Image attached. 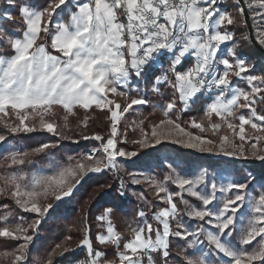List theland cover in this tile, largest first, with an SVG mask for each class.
<instances>
[{"label": "snow or ice", "instance_id": "1", "mask_svg": "<svg viewBox=\"0 0 264 264\" xmlns=\"http://www.w3.org/2000/svg\"><path fill=\"white\" fill-rule=\"evenodd\" d=\"M226 2L227 0H51L43 9L34 10L35 6L23 4L16 7L15 14L24 25L22 35L13 37L0 26V44L4 43L3 38L8 37L7 43L13 52L10 58L0 57V116H8L7 110H11V115L18 124L13 126L2 120L0 124L11 135L41 131L57 136L55 124L46 120L48 115L53 114V106H58L66 113L65 119L73 116L74 109L77 108L85 113L96 109L109 113L110 133L106 140L99 135L81 136L84 140L101 144L95 152L83 157L84 161L92 162L90 164L77 161L75 167L61 168L52 175L32 177L30 180H26L23 175L0 177V182L3 183L0 197L11 199L19 211L35 214L37 217L29 228H24L22 223L14 228H0V238L18 242L15 252L3 251V259L11 257L10 264H27L28 250L34 240V236L28 235V231L37 232L42 219L53 207L52 204L41 207L38 203L41 197L47 199L51 196L59 202L73 194L86 174L115 170L118 157L131 160L138 155L137 152H125L117 148V143L127 142L117 140V125L134 106H144L147 100L138 96L122 106L114 99L128 101L131 92L138 93L140 89L132 86L137 80H144L146 83L151 80V93L161 98L164 95L162 88L166 87L173 92L174 98L164 107L165 118L151 128V136L156 145L161 143V136L179 133L188 138L189 142L183 144L187 148L207 152L209 148L200 145L214 146L218 148L219 155L264 161V116L257 113V106L264 105V75H251L254 66L249 67L240 59L230 62L229 59L218 56L221 46L234 40L232 34H222L220 31L235 23L228 12L219 10L220 4ZM233 3L241 17L248 11L256 36L255 42L264 49V0H233ZM8 6H15L12 0H9ZM64 14L69 17L67 21H62ZM56 15H60L61 20H55ZM0 21L13 23L14 16L12 13L0 15ZM242 26L247 27V22ZM16 32H21V29L17 27ZM41 34L45 39L38 43ZM248 39L249 36H244L245 41ZM49 48L51 53L47 50ZM227 56H235L231 48L227 50ZM161 58L169 65L167 71L163 75L150 77L153 64ZM187 60H191L192 65L185 68L184 62ZM245 73L249 75H242ZM233 77L243 80L248 90L234 87L231 80ZM175 94H178V101ZM200 96L211 97V102L203 112L208 121L207 130L213 134L220 131V124L211 123V118L215 116L230 134L219 136L218 145H214L211 140L191 135L168 118L177 110V102L181 105L180 111L187 112ZM237 110H247L249 115H237ZM232 120H238L239 124ZM32 121L38 123H30ZM165 126L167 130H164ZM245 126L260 135H247ZM189 127L201 133L206 131L202 123L195 121ZM6 139V136L0 135V143ZM235 140L240 141L239 146L234 143ZM71 142L78 143L76 140ZM134 143L143 148L145 139L141 138ZM244 145L249 146L247 153ZM55 147L57 145L45 143L32 152L25 151L23 156L13 155L8 167L23 165L25 158L45 154ZM229 148L231 151H228ZM97 153H103V157L96 158ZM166 180L178 190L176 193L170 192L163 184L143 181L154 189L157 203L166 204L167 208H162L151 216L154 223H149L146 219L148 213L140 211L138 219L141 224L132 228L130 240L122 243L123 238L114 230L109 218L111 209H106L96 218L98 222L104 223L103 232L106 234L98 233L95 243L105 251L93 247L91 230L85 224L83 238L77 247L86 251V260L77 261V264H101L102 261L105 264H157V257L160 264H168L172 238L184 241L186 249L198 251L199 245L206 241L214 248L215 253L228 258L230 264H264V193L250 202V210L254 215L241 231L238 241L240 247L236 248L224 240L225 236L230 239L233 235L234 217L245 202L246 197L242 193L251 184L250 178L246 177L241 183L233 181L224 187L212 183L210 188L206 184L204 172H200L194 180L175 176L166 177ZM133 183L140 184L142 181L134 180ZM206 188L210 192L208 195L204 194ZM233 192L240 194L228 195ZM217 193H223L226 198L213 211L208 206L217 201ZM185 196L200 202L201 207L197 209ZM140 199L145 200V197L141 194ZM176 200L183 206V212L174 202ZM145 202L147 203L146 200ZM0 207L5 210L8 208L7 205ZM152 207L149 205V211H152ZM183 216L208 224L216 230V234L202 228L186 231L180 219ZM10 218L6 211L0 223L7 224ZM172 223L176 224L175 231L172 230ZM201 236L204 241H201ZM70 239L71 237L65 238L66 241ZM254 242L258 244V250L246 251V246L253 245ZM60 247L62 246L58 245L49 255L46 264H53L51 255L58 252ZM108 248L113 249L114 262L106 260ZM69 251L73 249L64 247L59 254ZM180 260L182 264H205L204 259L189 258L187 252L180 256Z\"/></svg>", "mask_w": 264, "mask_h": 264}, {"label": "trees", "instance_id": "2", "mask_svg": "<svg viewBox=\"0 0 264 264\" xmlns=\"http://www.w3.org/2000/svg\"><path fill=\"white\" fill-rule=\"evenodd\" d=\"M15 6L9 7V0H0V15H6L12 13L14 16V22L9 23L6 21H0V26L6 29L13 37L21 36L24 30L22 20L15 14L16 7L23 5L35 6L34 10L43 9L46 7L51 0H12ZM220 11L229 12L234 18L235 23L231 27L220 29L221 33L228 32L234 36V40L230 42V48L235 53L237 58L243 59L245 63L252 67L253 71L250 73L253 76L264 75V56L252 45L250 40H244V36H248L247 28L242 26L244 23L243 17L238 15L237 9L233 0H227L219 7ZM59 13L60 10H57ZM249 15V14H248ZM60 15H56V20ZM69 19L67 14H64L62 21ZM251 27L252 20L249 18ZM19 27L21 32L17 33L16 28ZM253 30V27H252ZM254 32V31H253ZM254 38L256 39L255 33ZM4 43L0 44V57L10 58L13 54L10 45H8V37L3 38ZM43 34L38 43L43 42ZM50 43V41H48ZM51 53V49H47ZM54 54V53H53ZM160 61L162 68L168 63H164V58ZM191 64V60L184 62L186 68ZM160 69H152L149 72V76H159ZM183 71V69H181ZM245 76L249 73L243 74ZM234 82L240 84L241 82L232 79ZM152 81L149 80L147 83L144 80H137V87L140 91L131 92L130 99L143 97L147 100V104L142 106L137 114H127L124 119L117 125L118 137L117 140H126V143H117L118 147L126 152L134 151L138 155L134 157L131 162H124V170L121 172H129L134 174H147L154 178L157 183L163 184L172 193H176L178 190L173 187L172 184L168 183L166 177L175 176L176 173H181L185 177L190 179H196L200 172L205 173V181L208 185L210 179L216 182L218 173L226 174L230 177V182L235 181L241 183L246 177L251 179L250 193L254 198H258L259 193H264V161L258 159L249 158L246 162H243L242 166H238L235 162L225 161L223 159H212L210 156H201L198 152H193L189 148L183 146H176L167 142H161L159 145H154L149 148H142L138 141L142 134L147 133L150 129L163 121L165 118L163 115L165 104L173 99L171 95V89L162 88L161 91L164 93L163 98L158 95L151 93L150 86ZM116 99L117 103L122 106L125 104V100L120 98ZM207 102V98L200 96L199 99L191 106V110L187 112H179V102H177L176 108L169 115L168 118L177 122L182 128L186 129L190 133H196L200 137H207L212 141H218L219 136L229 134L228 129L218 118L213 116L211 118L212 124H220V131L213 134L208 129V121L203 116V104ZM8 116H0V120L5 123H10L13 126L18 124V121L11 115V110H7ZM241 113H249L247 110H240ZM52 113L46 117L48 122H53L57 129V136L49 133L37 131L31 134H17L11 135L0 124V135H4L7 139L0 143V177L3 176H20L23 175L26 180H30L34 175L37 177L52 175L55 171L65 167H75L77 161L86 162L83 160L84 152L89 147L85 145H91V148H96L100 142L92 140H84L81 138L82 135H99L105 140L109 137L110 126H109V115L105 112H101L96 109L90 110L85 113L83 110L74 109V115L68 116L66 119V113L63 112L58 106H53ZM257 113L264 116V105L257 106ZM178 118V119H177ZM86 121V126H85ZM133 121H137V127L133 129ZM192 121L202 123L206 131L201 133L197 129L189 127ZM30 123H38V121H32ZM70 139V141H68ZM72 140L78 141V143H72ZM50 143L57 145V147L48 150L45 154L29 156L25 158V163L19 166L8 167L11 164V157L23 156L25 151L32 152L37 147ZM67 147V151L62 153V147ZM216 155V152H213ZM63 156V157H62ZM65 156L67 157L65 159ZM97 158V157H96ZM113 172L102 171L99 173L87 174L80 180L79 185L76 186L73 194L67 198L62 199L59 202L53 203L52 209L42 219V223L39 226L37 232L33 233L31 230L28 235L34 236V240L28 250L27 264H46L49 255L57 249L58 245H61L59 251L51 255L53 264H77V261L86 260V251L78 248L77 245L83 238V231L85 224L90 228V236L93 242V247L100 251L105 249L100 248L95 243V236L100 231L97 224V217L101 216L106 209H111L110 220L117 233L123 238L124 241H128L132 238V228L140 226V220L138 219V211H144L148 213L146 219L149 223H154L151 220V216L158 212L162 208H167L166 204L157 203L155 196L146 191L142 185L137 184L131 186L130 183H126V179L122 177L121 183L125 185V188H130L134 196L130 195H119V191L115 190L117 182L113 178ZM123 176H125L123 174ZM257 183L259 187L253 186ZM3 187V183L0 182V188ZM202 188L204 186H201ZM247 191V190H246ZM119 192V193H118ZM207 192V188L204 193ZM246 193V192H245ZM245 193H242L243 195ZM141 194L145 197V200L140 199ZM192 205H195L197 209L201 207L200 202L194 198L186 197ZM181 212L184 211L179 201H174ZM216 203V202H215ZM214 205H209V208H215ZM7 205V210L0 207V221H2L4 215L9 214L11 218L7 221V224L0 223V228L5 226L14 228L17 224L22 223L24 228L28 226V217H34L37 219L35 214L23 213L19 211L11 199L0 197V206ZM149 205H152V211H149ZM241 210L235 215V226L233 228V235L229 239L227 236V242L231 245L239 248L238 241L240 239L241 231L244 227H237V215L242 213L245 209L243 205L240 206ZM254 215V214H253ZM22 218V219H18ZM182 223L188 228H193V231L204 229L207 227L203 222L192 221L186 216L180 218ZM28 223V224H27ZM175 223H172V230L175 231ZM155 226V225H154ZM71 229V231H70ZM66 237H71L70 241H66ZM201 241H204L201 236ZM259 239V238H258ZM16 243L9 242L0 238V264H10L11 257L7 260L2 258L4 250L15 252ZM121 243V251H122ZM67 247L73 249L60 255L63 252V248ZM199 247L207 252L210 256L213 264H219L216 258L215 250L204 241ZM258 250V244L256 242L253 245L246 246V251ZM108 255L107 261H115V256L112 248L106 249ZM188 253L189 258L195 259V253L193 249H186L185 242L176 238L170 240V258L168 264H182L180 256ZM105 262L102 261L101 264ZM157 264H160L159 257H157Z\"/></svg>", "mask_w": 264, "mask_h": 264}, {"label": "rangeland", "instance_id": "3", "mask_svg": "<svg viewBox=\"0 0 264 264\" xmlns=\"http://www.w3.org/2000/svg\"><path fill=\"white\" fill-rule=\"evenodd\" d=\"M222 4L223 3H221L220 4V7L222 6ZM229 13V12H228ZM230 14V13H229ZM249 14V13H248ZM231 15V14H230ZM249 16V15H248ZM56 20H61V18L60 17H57V19ZM252 27H253V24H252ZM254 33V32H253ZM223 34V33H222ZM230 42H227L225 45H222L221 46V50L218 52V56L220 57V58H223V59H229V61L230 62H233V60L234 59H240V58H237L236 56H234V57H228L227 56V50L230 48ZM232 49V48H231ZM165 60V59H164ZM240 60H242V61H244L243 59H240ZM245 62V61H244ZM161 61L159 60L158 62H156V63H154L153 64V68L154 69H160V67H161V71H160V74H159V76L160 75H163L166 71H167V68H168V66L169 65H165L163 68H162V66H161ZM164 63H167L166 62V60L164 61ZM192 65V61H191V64L190 65H188L187 67H190ZM186 67V68H187ZM220 70L222 71V66H220ZM243 75V74H242ZM232 79H235V80H238V81H240L241 83L240 84H238V83H236V82H234ZM231 80H232V84H233V86L234 87H236V88H239V89H244V90H248L247 89V85H246V83L243 81V80H240V79H236V78H231ZM134 88H136L137 87V81H135L134 83H133V85H132ZM171 95H172V97H173V92H172V90H171ZM204 97H206L207 98V102H205L204 104H203V110L205 109V107L207 106V104L208 103H210L211 102V97L210 96H204ZM110 99H113V97H109ZM174 98V97H173ZM175 98L177 99V101H178V94H175ZM128 102H130V101H125V104L126 103H128ZM124 104V105H125ZM123 105V106H124ZM141 107L142 106H134V109L132 110V111H130V113L129 114H137L139 111H140V109H141ZM180 108H181V105L179 104V112H182V111H180ZM106 114H108L109 115V113H107V112H105ZM237 115H245L246 117L249 115V113H247V114H244V113H241L240 112V110H237ZM125 118V117H124ZM123 118V119H124ZM229 119H231V118H229ZM175 122V121H174ZM232 122H234V123H236L237 125L239 124V121L238 120H232ZM254 122H256V121H254ZM161 123V122H160ZM177 123V122H176ZM256 123H259V122H256ZM137 125H138V122L137 121H133V129L135 128V126L137 127ZM262 126H264V125H262ZM181 128H182V126H180ZM226 127V126H225ZM184 129V128H183ZM227 129V128H226ZM164 130H167V126H165V129ZM186 132H188L186 129H184ZM245 130H246V134L247 135H249V136H255V135H260L259 133H253L252 132V130L250 129V128H248V126H245ZM117 131H118V127H117ZM159 131H161V130H158V132ZM174 131V130H173ZM188 133H190V132H188ZM145 134H147L146 136H145ZM191 135H193V136H197V137H200L199 135H197L196 133H190ZM227 135H230V134H227ZM141 138H144L145 139V146L143 147V148H149V147H151V146H148V145H156L155 144V140L152 138V136H151V129H150V131L149 132H147V133H144V134H142L141 135V137H140V139ZM201 139H207V140H210L209 138H207V137H200ZM160 139H161V142H167V143H170V144H173V145H176V146H183V144L184 143H187V142H189L188 141V138L187 137H182L179 133H175L174 135H172V136H161L160 137ZM68 141H70V139L68 140ZM172 141H175V142H172ZM212 141V140H211ZM254 142V141H253ZM234 143L237 145V146H239L240 145V141H238V140H235L234 141ZM213 144L214 145H218L219 144V140L218 141H213ZM92 145V144H91ZM91 145H85L86 147H89L90 149L88 150H86L85 152H84V156H86V155H88L90 152H95V150L96 149H98V148H100V146H101V144L100 143H98L97 144V147L96 148H91ZM184 147V146H183ZM200 147H208L209 148V151H207V152H203V151H198V150H196V148H189L190 150H192L193 152H198V153H200V154H202L201 156H210L212 159H223V160H225V161H229V162H235L238 166H242V164H243V162H246V160H242V159H235V158H231V157H229V156H225V155H219V154H217V152H218V148H216V147H214V146H207V145H200ZM117 148L118 149H120V150H123V149H121V148H119L118 147V145H117ZM187 148V147H186ZM244 148H245V151H246V153H247V151H248V148H249V146L248 145H244ZM62 149V151H61V155H62V153H65L66 151H67V147L65 146V147H62L61 148ZM124 151V150H123ZM216 152V155H213V152ZM228 151H231V149L229 148L228 149ZM126 152V151H125ZM130 152H132V151H130ZM63 157V156H62ZM96 157L97 158H102L103 157V153H97L96 154ZM67 157L65 156V159H66ZM134 158H132L131 160H124L123 158H117V161L115 162L116 163V169L115 170H112V169H108V170H104V171H112L113 172V178H114V180H116V182H117V187H115V190H117V191H119L118 193H119V195L121 194V193H123V194H121L122 196L125 194V195H130V196H134V193H133V191L130 189V188H125V185L124 184H122L121 183V179H122V177H124L125 179H126V182H125V184L126 183H130V185L131 186H133V185H137V184H135V183H133V181L134 180H141L142 181V183H140V185H142V187L146 190V191H148L150 194H152L153 196H155V191H154V189L150 186V184L149 183H145V182H143V181H151V182H155L156 184H160V183H157L155 180H154V178H152L151 176H149V175H147V174H134V173H129V172H121V171H123L124 170V162H131L132 160H133ZM248 160V159H247ZM83 163H85V164H90V163H92V162H90V161H86V162H83ZM102 172V171H101ZM88 174H90V173H88ZM123 174L125 175V176H123ZM87 175V174H86ZM85 175V176H86ZM85 176H83V178L85 177ZM34 177H37V175H34ZM175 177H178V178H181V179H190V178H187V177H185L183 174H181V173H176V175H175ZM217 179H216V182H213L212 181V179H210L209 180V182H208V186H209V188H210V185L212 184V183H216L218 186H220V187H224V186H226L228 183H231L230 182V177L229 176H227L226 174H222V173H218V175H217ZM82 179V178H81ZM253 186H255L256 188L257 187H259L258 185H257V183H254L253 184ZM246 193L244 194L245 195V197H246V199H245V202H244V204H243V208L245 209L242 213H240V214H238L237 215V218H238V220H237V227L238 228H240L241 226L242 227H245L246 226V224H247V221L250 219V218H252V216H253V213L251 212V210H250V202L251 201H253L255 198H254V196L252 195V193H250V188H248L247 189V191H245ZM261 193H263V192H260L259 193V195L261 194ZM205 195H208V194H210V192H209V190L207 189V192H205L204 193ZM235 194H240V193H235V192H233V193H229L228 195H235ZM217 195V201H216V203H215V208H211L213 211H216V209L220 206V201L221 200H223V199H225L226 197L224 196V194L223 193H217L216 194ZM56 201L51 197V196H49V198H47V199H45V198H43V197H41L40 199H39V201H38V203L40 204V206L41 207H43L45 204H53V203H55ZM138 213H139V211H138ZM27 220L29 221L27 224H28V226H27V228H29V225H31L34 221H35V218L34 217H28L27 218ZM97 224H98V228L100 229V231L98 232L99 234H106V233H104L103 232V229H104V227H105V225H104V223L103 222H98L97 221ZM140 224H141V222H140ZM182 225H183V227H184V229L186 230V231H193V228H188L186 225H184L183 223H182ZM207 225V227H204V231H206V232H211V233H213V234H216V230L215 229H212V228H210V226L208 225V224H206ZM172 226V225H171ZM175 227H176V224L174 225ZM115 230V229H114ZM30 233V231H28V234ZM97 233V234H98ZM96 234V235H97ZM189 239H192L191 237L189 238ZM225 241H227V238H225L224 239ZM199 251L198 250H196V249H193V251H194V253H195V259H193V260H198V259H204L205 260V264H213V261L211 260V258H210V256L207 254V252H205V251H203L200 247H199ZM215 256H216V258L218 259V261H219V264H230V261L228 260V258H225V257H223L222 256V254H215ZM192 259V258H191ZM105 264V263H104Z\"/></svg>", "mask_w": 264, "mask_h": 264}, {"label": "water", "instance_id": "4", "mask_svg": "<svg viewBox=\"0 0 264 264\" xmlns=\"http://www.w3.org/2000/svg\"><path fill=\"white\" fill-rule=\"evenodd\" d=\"M243 6V5H242ZM243 20L244 22H247V33L249 36V40L252 43V45L264 56V49L260 48L257 44H256V39L254 38V34H253V30L249 21V16H248V11L246 10L243 16Z\"/></svg>", "mask_w": 264, "mask_h": 264}]
</instances>
